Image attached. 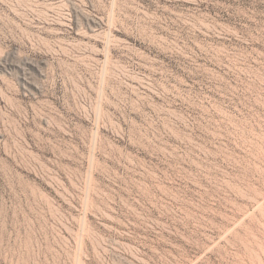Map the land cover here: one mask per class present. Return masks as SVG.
Masks as SVG:
<instances>
[{
	"label": "rangeland",
	"instance_id": "obj_1",
	"mask_svg": "<svg viewBox=\"0 0 264 264\" xmlns=\"http://www.w3.org/2000/svg\"><path fill=\"white\" fill-rule=\"evenodd\" d=\"M0 264H264V0H0Z\"/></svg>",
	"mask_w": 264,
	"mask_h": 264
}]
</instances>
